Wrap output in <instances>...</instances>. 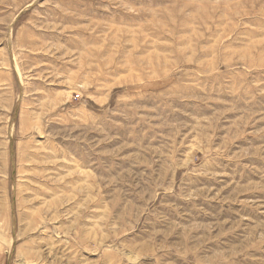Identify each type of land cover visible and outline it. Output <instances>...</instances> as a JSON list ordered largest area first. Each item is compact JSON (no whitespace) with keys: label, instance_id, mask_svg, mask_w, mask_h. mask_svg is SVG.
I'll list each match as a JSON object with an SVG mask.
<instances>
[{"label":"rangeland","instance_id":"rangeland-1","mask_svg":"<svg viewBox=\"0 0 264 264\" xmlns=\"http://www.w3.org/2000/svg\"><path fill=\"white\" fill-rule=\"evenodd\" d=\"M0 264H264V0H0Z\"/></svg>","mask_w":264,"mask_h":264}]
</instances>
